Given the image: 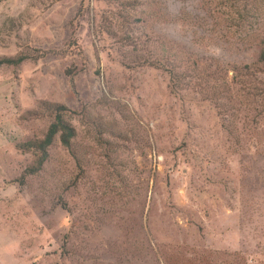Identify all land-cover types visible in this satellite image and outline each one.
<instances>
[{"label": "rangeland", "instance_id": "374dc122", "mask_svg": "<svg viewBox=\"0 0 264 264\" xmlns=\"http://www.w3.org/2000/svg\"><path fill=\"white\" fill-rule=\"evenodd\" d=\"M226 1L0 0V62L21 58L0 63V264H264L262 101L233 94L264 73L225 115L156 65L260 66ZM53 105L73 151L57 136L39 166L18 145Z\"/></svg>", "mask_w": 264, "mask_h": 264}, {"label": "trees", "instance_id": "16d2710c", "mask_svg": "<svg viewBox=\"0 0 264 264\" xmlns=\"http://www.w3.org/2000/svg\"><path fill=\"white\" fill-rule=\"evenodd\" d=\"M261 1V0H260ZM261 4H256L255 0L248 3V0H230L223 2L221 6L224 7V15L220 18L224 26L228 28H235L238 31V36L244 42L249 43L257 52L255 63L259 64L257 68L252 69L251 72L246 74L241 73L240 67L233 62L232 65H228V69L215 70L207 66V64H198L197 59H192V56L179 49L178 52H171V50L164 49V55L162 59L156 60V65L159 69L165 71L169 78V87L171 92H176L181 83L185 82L187 85L196 90L201 95L203 100L212 102L217 109V112L228 113L230 103L233 107L235 97H230V93L233 89V84L236 78L246 79L251 77V73H264V15L255 14ZM251 14H254L253 17ZM258 19L255 22H250L251 19ZM261 20H260V19ZM21 61V58L17 60L5 59L0 63L16 64ZM245 67H247L245 65ZM229 72L234 74L231 79L228 78ZM241 85L233 92V94L241 95H253L260 98L262 105L258 108L259 115L264 114V83L260 88H253L252 92L245 91L244 81L240 82ZM249 91V90H248ZM226 97V103L223 100ZM262 98V99H261ZM53 122L49 125L46 133L42 139H36L28 141L18 145V148L22 151H34L39 153L40 166L47 159V150L52 146L55 138L58 136L61 145L69 151H73L72 140L75 137V132L71 124L64 118V114L67 110L63 106L53 105ZM234 110V108H232ZM231 109V110H232Z\"/></svg>", "mask_w": 264, "mask_h": 264}]
</instances>
